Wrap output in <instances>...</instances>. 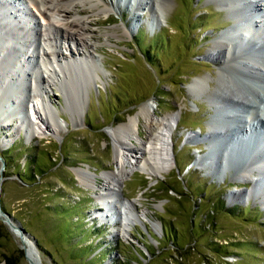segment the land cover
Listing matches in <instances>:
<instances>
[{"label": "rangeland", "instance_id": "1", "mask_svg": "<svg viewBox=\"0 0 264 264\" xmlns=\"http://www.w3.org/2000/svg\"><path fill=\"white\" fill-rule=\"evenodd\" d=\"M93 1L106 11L82 3L72 5L70 13L40 15L26 0L0 1V23L3 31L8 32L6 23L11 31L3 37L20 36L11 54L6 47L0 57V89L8 91L0 90L4 98L0 99V152L14 141L24 146L19 151L23 147L18 144L6 153V165L0 157V211L12 224L0 214V264H29L26 257L34 264L116 260L138 264L128 248L141 250L146 257L140 258L143 264H264V161L257 163L264 150V123L254 118L256 103L264 105V91L257 87L262 86L263 72L249 68V62L245 69L238 53L214 61L207 56L220 32L233 24L229 15L247 23L252 33L249 41L264 49L256 26L261 11L254 10L251 0L229 12L219 9L220 0H168L160 17L158 7L149 0ZM17 9L27 13L22 12L24 18H17L18 13L15 19L7 17V12L14 16ZM156 14L158 21L153 23ZM52 16L63 25L57 26ZM83 19L91 58L78 55L81 47L63 34L64 29L76 34L78 29L67 24ZM45 28L49 29L43 41L34 31ZM248 39L243 40L250 46ZM41 48L47 56L58 52L61 57H40ZM21 56L28 64L11 68L16 60L22 62ZM90 59L94 66L88 64ZM81 60L87 63L74 65ZM258 61L264 64V58ZM67 66L71 73L75 66L83 76L81 105L74 104L77 97L68 98L59 81ZM202 77L208 78V86L188 92L189 84ZM234 95L241 98L232 99ZM31 102L37 103L55 134L35 120ZM146 102L157 118L179 113L171 134L172 162L154 175L145 166L134 168L119 182L113 197L107 198L105 183L117 169L110 131L134 117ZM217 103L239 112L228 117L224 110V117ZM246 109L255 119L253 128L249 123L250 128L246 127L239 115ZM5 117L9 122H4ZM211 118L223 126L218 132L209 133ZM245 132L262 139V146L257 151L258 144L252 142L248 159L236 156L237 162L225 166L228 155L223 144L228 137L245 136ZM205 134L215 140L210 155ZM138 135H146L142 119ZM128 141L124 142L127 148L141 149L136 141ZM249 166L262 174L256 178L246 174ZM23 170L21 180L18 174ZM16 226L28 237L20 238ZM146 228L159 242L147 236ZM139 241L153 248L154 255ZM86 244L89 248H80ZM156 248L164 249L159 253ZM100 249L104 250L101 256Z\"/></svg>", "mask_w": 264, "mask_h": 264}, {"label": "bare ground", "instance_id": "2", "mask_svg": "<svg viewBox=\"0 0 264 264\" xmlns=\"http://www.w3.org/2000/svg\"><path fill=\"white\" fill-rule=\"evenodd\" d=\"M26 1L29 4L33 5L34 9L37 10L40 15L41 14L45 15L46 12H48L50 14L54 13L56 16L61 15V14H66L69 12V8H73V7H71L72 5L75 4V6H79L82 3H84V4L88 3L90 9L100 11V12L106 11V8L100 7L93 0H83V2L79 1V0L77 2H75L74 0H26ZM159 1L160 0H151V1L149 0V3H155V5L158 7V11L160 12V17H163L164 7L167 5L168 0H163V1H165V3L162 5L159 3ZM244 2L247 3L244 0H220L219 4L221 7L219 6L220 7L219 9H222V10L229 12V11H232L233 9H235L238 5L241 6ZM249 2L256 5V8L254 9L255 11H261V13L264 15V0H251ZM10 5L13 6L12 3ZM0 8L2 9L1 6H0ZM6 11L7 10H5V12ZM22 12L23 11H21V9H17L16 12H14V16L8 15L9 12H7L6 14H7V17H10L13 19L18 13L17 18L22 19V18H24V16L22 14L23 13L27 14L26 12H23V13ZM262 14H260L262 16L261 19L258 20L259 25H256L257 29L260 32V36H261L258 38V41H260L261 44H263L262 38H264V16ZM254 15L258 16V12H254ZM158 16L159 15L156 14V16L153 17L151 22L156 23L158 21ZM52 18H53L52 21H54L57 24V26L63 25L59 22V19L57 17L55 18L54 16H52ZM228 18H230V20H232L233 24L230 27H228L227 29H224L222 32H220V34L217 36V38L213 41L212 47L210 48V51L207 54L208 58H211L212 61H214V59L219 60L220 58L226 59V58H229L231 55H235L236 54L235 52L237 51V49L234 46L235 44H234L233 39H238L239 37L242 39H244V38L248 39L249 36L252 34L250 32L251 31V29L249 28L250 26L247 23H243L242 21H240L239 17L234 16V15H233V17H230V15H229ZM4 20H5V22L7 21L6 15H5ZM0 21H1V19H0ZM60 21H62V20H60ZM84 21L85 20L83 19L82 21L75 20V21L69 22L67 25L69 27L71 26V28L73 26H75L78 29V32L76 34H74V33H71L70 31H67L66 29L63 28L64 29L63 34L65 35L64 37L70 39V41L74 40L75 43H77V45H79L81 47L80 50H82V52L79 53V51H78V55H80V54L84 55V53H85V55L87 54V56H85V57L91 58V55L89 54V52L87 50V48L89 46H88L87 40H86L87 39V37H86L87 32L85 29L86 27H84L85 25L83 26ZM22 24L26 28V26H25L26 23L22 21ZM8 25L9 24L6 23L7 30H8V32H11L8 29ZM4 29L5 28H3L2 24L0 23V57H1V53H2L3 48H6V47L9 49V52H7V50L5 49L6 52L8 54H11L10 48H13L14 43H15L14 40H16V38L17 39L20 38L19 34H17V36L15 35L14 37L11 36L10 38L3 37V36H6V37L9 36L8 35L9 33L5 32L6 30L3 31ZM45 29H47V28H45ZM45 29H44V31L40 30V29L35 30L34 34H38L40 39L43 40V37L45 39V35L48 34L49 28L47 29V31H45ZM12 33H13V31H12ZM254 36H256L255 33H254ZM254 41L255 40L250 42L248 39V42H250L252 45L251 47H253L252 52H254L255 50L256 51L261 50V51L256 52V53H259V55H253V54L247 55L248 53L241 55L240 51H238L237 55H239L241 57V59L244 60L241 62H243L242 65L245 69H247L249 67V68H252L254 70L263 72L262 77L264 78V64L262 61H258L259 58H261V60H263L264 52H262V51H264V49L262 46L259 45V43L254 44ZM29 43H31V42H29ZM19 49H21V48H19ZM40 50H41L40 57L47 56L48 53L46 52V50H43L42 48ZM220 53H222L223 57L220 56ZM50 55L53 58L61 57V54L58 52L57 53L53 52V53L49 54L48 56H50ZM21 57H22V59H21L22 62L19 60H16L14 63H12L11 68H12V66H17V65L20 66L21 64L23 65L24 63L28 64V62L23 61L24 56H21ZM5 61L9 62L8 59H6V58H5ZM12 61H14V59ZM246 62H249L248 64H251L250 66L248 65L247 68H246ZM86 63L87 62L85 60L84 61L81 60V61L75 63L74 65L81 66V64H86ZM88 64L94 66V62L92 61V59H90V62ZM221 66H220V68H218V75H220L222 73ZM26 69H29V68L26 67L25 70ZM69 69H71V68H69V66H67L66 67L67 72H64L65 76L62 75L63 77L61 76V78H60L61 80L67 79L68 77L72 78V76H68L69 74H71V71ZM6 70L11 72L10 68L9 69L6 68ZM97 78L100 79L98 74H97ZM5 79H6V77H5ZM60 79H59V81H61ZM3 80H4V78H3ZM207 80H208L207 77H202V78H198V79L193 80L192 83H190L188 86V92H190V93L197 92V90H198L197 86H199V85L208 86V84L206 83ZM259 83L262 84V86H259L260 90L264 91V79H263V81H260ZM7 88H8V86H7ZM9 88H11V90H12V87H9ZM46 93L47 92L45 91L43 93V95H45ZM4 95L6 96V94H4ZM2 98L3 97L0 94V99L3 100L4 98L3 99ZM240 98L241 97L234 95L232 99H236L238 101ZM241 101H244V100H241ZM217 104L219 105L220 103H217ZM221 107L223 110H225L229 113L227 115L228 117H229V115L233 117V115H235L236 112H239V108L234 109L233 107H226V106H221ZM29 108L32 111L35 120L37 122H39L41 125H45V130L49 131L50 133L55 134L53 129H50V126L48 124H45V120L42 118V115L40 114V110H38L39 107H37V103L35 104V103L31 102L29 105ZM218 108L220 109V107H218ZM255 110L258 112L257 109H255ZM52 111H53V109H52ZM250 112L251 111L249 109H246L243 112H240V114H239L240 116L243 117V122H245V126L248 128H250V126L253 123H255L254 122L255 119H253L251 117ZM257 112H254V118H257L258 120L260 119L262 121V123H264V112H261V114H259ZM0 113H3V110L1 108H0ZM178 114L179 113L177 111V112L162 116L160 118H157L153 114V108H152L150 102H146L139 107L138 112L134 117H129V119L127 120L126 123H124L123 125H121L120 127L116 128V129H112L110 131L111 137L115 138V140H114V142L116 144L115 145L116 146L115 147V153H116L115 158L117 161V169L114 173H111V176L109 177L110 182L105 183L104 190L107 194V198L113 197V195L115 194L116 188L119 185V182L125 177L126 173L128 174V172H131L134 168L139 167V166H145L146 168L149 169V171H148V169H147V171L146 170L145 171L148 174L152 173L154 175V174L161 172V170H163L165 168V166L170 165V163L172 162L171 134H173L172 131L176 126ZM212 118L207 123L209 133H212L214 130H219L223 127L220 124H215L213 122ZM139 119H142L143 125L146 129V135L144 138L140 137L138 135ZM9 120L10 119L8 117H5L4 122L7 123V122H9ZM247 123H249L250 126L247 125ZM251 128H253V126H251ZM38 130L41 131L40 128ZM245 135L250 136L249 134H246V132H245ZM125 140L126 141L129 140L131 142L133 140L136 141L141 146V149L139 151H137L134 147H132L131 149L127 148L126 144L124 143ZM209 143H210L209 144V146H210L211 140H209ZM126 156L128 157V160H127ZM129 158H130V160H129ZM254 168H256V167H254ZM244 172L248 175H252L253 177H255L257 175L260 176V174H262L261 172L255 174L253 169H252V166H249ZM78 178L83 180V178L80 176H78ZM249 180L253 181V178H249ZM129 205L131 207H133L132 203H129ZM126 220H127V218L125 220L121 221L120 226H123L125 224ZM11 226H12V224L10 225V227ZM22 237H24V234L22 235ZM29 254H30V257L32 259L33 253H32V250H30V249H29Z\"/></svg>", "mask_w": 264, "mask_h": 264}, {"label": "water", "instance_id": "3", "mask_svg": "<svg viewBox=\"0 0 264 264\" xmlns=\"http://www.w3.org/2000/svg\"><path fill=\"white\" fill-rule=\"evenodd\" d=\"M129 1V0H128ZM131 1V0H130ZM230 26V25H229ZM227 28V27H226ZM235 40V39H234ZM233 40V41H234ZM236 41V40H235ZM234 41V42H235ZM235 46H236V49H237V51L235 52L236 54L238 53V51H240L241 52V55H243L244 53H247V51H248V53H250L251 54V49L253 50V47H251L252 45L250 44V46H248L247 44H245V42H244V40L242 39V38H238L237 39V41H236V44H235ZM258 51H261V50H258ZM253 53V52H252ZM72 69H74V73H75V77L74 78H72V79H70L69 77L67 78V79H62L61 81H62V84H63V86H64V88H65V90H67V95H68V98H72L73 96L74 97H77V100H74L73 99V101H74V104H79V105H81L80 103H81V81H82V78H83V76H81L79 73H78V71L76 70V68H75V66L74 67H72ZM74 73H71V74H69L68 76H72L73 77V75H74ZM67 75V74H66ZM64 76H65V74H64ZM64 81V82H63ZM80 81V82H79ZM5 82V81H4ZM3 83V82H2ZM256 85H258V83L256 84ZM258 88H259V86H257ZM1 91H3V92H8V91H4V89L2 88V89H0ZM218 107H220V109L218 108ZM218 107H217V109H218V113L220 114V115H222V116H226V112L222 109V107L221 106H219L218 105ZM52 108V107H51ZM53 109V108H52ZM256 109L258 110V112L257 113H259V114H261V112H264V106L263 105H261V104H259V103H257L256 104ZM54 111V110H53ZM226 113V114H225ZM213 117V116H212ZM257 119V118H256ZM260 120V119H259ZM261 121V120H260ZM262 122V121H261ZM253 125H254V123H253ZM220 130V129H219ZM219 130H214V132H218ZM229 138V140L228 141H226L224 144H223V152L226 154V155H228L227 156V160L226 161H224L223 163H224V165L226 166L227 164H230V163H232L233 161L234 162H237L236 161V159H235V157L237 156L239 159H248L249 158V156H250V149H249V146L251 145V143L252 142H256L257 144H258V146H257V151H259V147L260 146H262V142H261V140L260 139H257V137H255V136H252V135H250V136H231V137H228ZM212 140L211 141V145L209 146V140ZM204 141H206V144L209 146L208 148H207V146H206V153H207V155H210L211 154V151H212V147H213V144H214V142H215V140H214V138H212L211 136H209L208 134H205L204 135ZM263 152H264V150H263ZM263 152H261L260 154H261V156H259L258 157V162L257 163H259V165H262L263 164V161H264V154H262ZM205 153V154H206ZM1 160V159H0ZM258 165V166H259ZM257 167V166H256ZM257 169V168H256ZM0 214H1V216L3 217V219H4V221L5 222H7V224L10 226L11 224H10V221H9V218H8V216L4 213V212H2V211H0ZM16 230H17V232H18V236L20 237V238H22V235L24 234V235H26V236H28V234L27 233H25L23 230H22V228L21 227H19V226H16ZM31 241H32V245H34V243H35V241L33 240V239H31ZM27 258V260H28V262H29V264H34V263H32L31 261H30V259L28 258V257H26ZM36 264V263H35Z\"/></svg>", "mask_w": 264, "mask_h": 264}, {"label": "trees", "instance_id": "4", "mask_svg": "<svg viewBox=\"0 0 264 264\" xmlns=\"http://www.w3.org/2000/svg\"><path fill=\"white\" fill-rule=\"evenodd\" d=\"M19 144V141H14L12 144H11V146L6 150V151H4V152H0V157L2 158V160L4 161V163H5V165H6V153H8V151H11V150H13L14 148H15V146L16 145H18ZM19 146L20 147H23V148H20V150L19 151H22L23 149H24V146L23 145H21V144H19ZM29 163V159H28V161H26V165H25V170H27V164ZM32 171H34V167L31 169ZM24 175V170L20 173V174H18V178L19 179H21V180H23V176ZM240 207H238V209H239ZM242 208V207H241ZM240 208V209H241ZM237 208H233L232 210L234 211V212H236L237 210H236ZM247 209V208H246ZM250 210V209H249ZM164 228V230L167 228L166 226H164L163 227ZM88 229V228H87ZM167 230V229H166ZM92 231H94V229H92ZM146 232H147V236L149 237V238H153L154 240H156L157 242H159V240L155 237V235L148 229V228H146ZM147 236H145L144 237V241L145 240H148V237ZM140 242L142 245H143V247H144V249L146 250V252L149 254V255H151V256H153L154 255V250H153V248H149V246L145 243V242ZM89 246H90V244H86V245H83V246H81L80 248L81 249H87V248H89ZM114 249V248H113ZM164 248H156L155 250L157 251L158 250V252L159 253H161L162 252V250H163ZM128 250V252H129V256L131 257V258H133L138 264H143L142 262H141V260H140V258H143V259H145L146 257L143 255V253L141 252V250L139 249V248H128L127 249ZM98 255L99 256H101L103 253H104V250L103 249H100L98 252ZM97 253H95L92 257H95L96 255H97ZM91 259V258H90ZM90 259H88L87 260V262H89L90 261ZM110 264H124V263H122L121 261H118V260H116V261H113L112 263H110Z\"/></svg>", "mask_w": 264, "mask_h": 264}]
</instances>
